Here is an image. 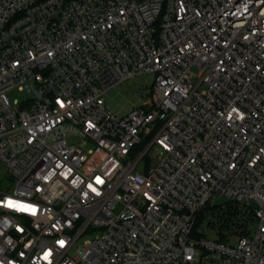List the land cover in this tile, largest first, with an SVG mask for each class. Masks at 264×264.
Listing matches in <instances>:
<instances>
[{
    "label": "built area",
    "instance_id": "2783aa9c",
    "mask_svg": "<svg viewBox=\"0 0 264 264\" xmlns=\"http://www.w3.org/2000/svg\"><path fill=\"white\" fill-rule=\"evenodd\" d=\"M1 163L0 264H264V0H0Z\"/></svg>",
    "mask_w": 264,
    "mask_h": 264
},
{
    "label": "rangeland",
    "instance_id": "374dc122",
    "mask_svg": "<svg viewBox=\"0 0 264 264\" xmlns=\"http://www.w3.org/2000/svg\"><path fill=\"white\" fill-rule=\"evenodd\" d=\"M155 76L153 74H140L129 81H126L119 86L113 88L107 95V102L111 108L119 114H124L134 106L141 105L152 95V86ZM14 97L24 99L27 97L26 93L17 92L13 93ZM154 151V149H153ZM151 152V154L153 153ZM148 157L143 160V163L148 161ZM155 159L151 161L154 164ZM6 167L4 164H0V175H2V182L0 183V189L12 190L14 185L12 183L13 177L5 174ZM252 228H257V223L252 225ZM202 231L209 239H215L216 234L213 229L209 228L207 221L202 226Z\"/></svg>",
    "mask_w": 264,
    "mask_h": 264
},
{
    "label": "trees",
    "instance_id": "16d2710c",
    "mask_svg": "<svg viewBox=\"0 0 264 264\" xmlns=\"http://www.w3.org/2000/svg\"><path fill=\"white\" fill-rule=\"evenodd\" d=\"M150 163V160H148ZM209 216L210 219H209ZM237 216V211L233 210L231 208L227 209V206L224 208L221 205H216V206H208L206 209L203 211L199 212L197 216V221H196V226L194 229V236L200 237L198 228L209 219L207 222L208 225H214L220 229V231H226L227 228L233 229L234 227H239L241 228L238 231L241 232H246V223H240V222H235L233 221V217ZM251 216V214H249ZM222 233V232H220ZM242 235V233H240ZM225 239V236L221 237V240Z\"/></svg>",
    "mask_w": 264,
    "mask_h": 264
}]
</instances>
